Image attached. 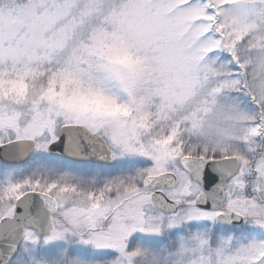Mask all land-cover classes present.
I'll return each instance as SVG.
<instances>
[{"label": "snow or ice", "instance_id": "snow-or-ice-1", "mask_svg": "<svg viewBox=\"0 0 264 264\" xmlns=\"http://www.w3.org/2000/svg\"><path fill=\"white\" fill-rule=\"evenodd\" d=\"M0 264H264V0H0Z\"/></svg>", "mask_w": 264, "mask_h": 264}]
</instances>
